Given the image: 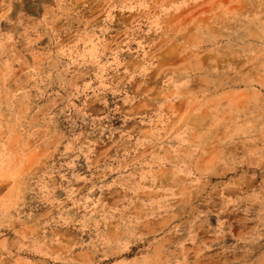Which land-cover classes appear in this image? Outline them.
Returning a JSON list of instances; mask_svg holds the SVG:
<instances>
[{"label":"rangeland","instance_id":"1","mask_svg":"<svg viewBox=\"0 0 264 264\" xmlns=\"http://www.w3.org/2000/svg\"><path fill=\"white\" fill-rule=\"evenodd\" d=\"M0 264H264V0H0Z\"/></svg>","mask_w":264,"mask_h":264}]
</instances>
